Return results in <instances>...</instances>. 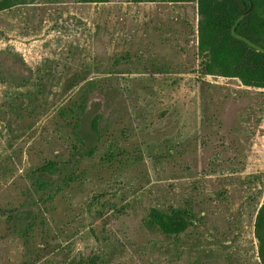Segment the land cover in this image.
I'll return each mask as SVG.
<instances>
[{
	"label": "rangeland",
	"instance_id": "obj_1",
	"mask_svg": "<svg viewBox=\"0 0 264 264\" xmlns=\"http://www.w3.org/2000/svg\"><path fill=\"white\" fill-rule=\"evenodd\" d=\"M197 16L196 0H27L0 12V264L21 261L12 209L38 202L35 170L68 145L57 111L88 81L113 85L107 98L93 90L88 115L110 140L123 131L127 154L106 169L102 143L56 197L51 264H260L264 91L202 77ZM185 203L201 217L174 250L145 218Z\"/></svg>",
	"mask_w": 264,
	"mask_h": 264
},
{
	"label": "trees",
	"instance_id": "obj_2",
	"mask_svg": "<svg viewBox=\"0 0 264 264\" xmlns=\"http://www.w3.org/2000/svg\"><path fill=\"white\" fill-rule=\"evenodd\" d=\"M25 1L27 0H0V12L17 4L23 5ZM149 1L170 4L183 0ZM196 2L198 16L193 56L199 60L202 77L236 80L245 88L264 91V53L232 34L233 31L236 36L264 48V0ZM250 2L253 5L251 12L240 19L249 9ZM113 88L112 84L105 81H88L69 103L58 109L57 122L66 129L63 132L68 144L66 153L60 154L58 161L45 160V163L35 170L34 176L37 178L34 181V190L38 195V202L31 209V213L22 211L23 205L20 204L19 208L12 209L14 215L11 224L15 225L14 230L22 241L19 264H51V205L56 197L71 187L78 186L79 179L86 174L85 169L80 168L82 161L95 157L104 142L108 144V148L100 162L106 169L113 167L118 163V159L127 154L124 143L128 142V139L123 140L127 135L122 131L120 138L110 140L113 138L112 134L107 133L108 130L101 126L102 116L96 113L88 115L93 90L98 89L99 93L107 98L106 95L110 94ZM167 154L171 152L168 151ZM95 168L92 167L93 170ZM200 217L191 204L185 203L183 206L151 207L145 223L160 236L171 239L174 250H178L182 246L184 236L188 235L194 221ZM7 219H11V216ZM254 237L260 264H264V203L256 212ZM66 264H104V261L100 254H92L87 257L78 256Z\"/></svg>",
	"mask_w": 264,
	"mask_h": 264
},
{
	"label": "water",
	"instance_id": "obj_3",
	"mask_svg": "<svg viewBox=\"0 0 264 264\" xmlns=\"http://www.w3.org/2000/svg\"><path fill=\"white\" fill-rule=\"evenodd\" d=\"M252 8H253V5H252V3L250 2V7H249V9H248V10H247V11H246V12L240 17V19H243L245 16H247V15L251 12ZM232 34H233L237 39H240V40L246 42V43H247L248 45H250L252 48H255L257 51H259V52H261V53H264V48H261V47L255 45V44H253L252 42H250V41H248V40H245L244 38H242V37H240V36H236V35L234 34L233 31H232Z\"/></svg>",
	"mask_w": 264,
	"mask_h": 264
}]
</instances>
